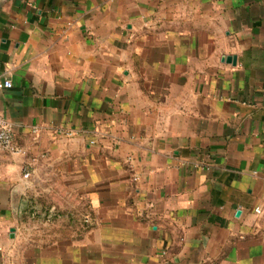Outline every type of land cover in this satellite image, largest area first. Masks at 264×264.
<instances>
[{
    "label": "crops",
    "instance_id": "obj_1",
    "mask_svg": "<svg viewBox=\"0 0 264 264\" xmlns=\"http://www.w3.org/2000/svg\"><path fill=\"white\" fill-rule=\"evenodd\" d=\"M0 80V264H264V0H0Z\"/></svg>",
    "mask_w": 264,
    "mask_h": 264
},
{
    "label": "built area",
    "instance_id": "obj_2",
    "mask_svg": "<svg viewBox=\"0 0 264 264\" xmlns=\"http://www.w3.org/2000/svg\"><path fill=\"white\" fill-rule=\"evenodd\" d=\"M13 87V84L10 80H0V91L8 90ZM59 136L74 137L75 132L72 130H58L56 132ZM11 153V154H24V150L19 147L15 142L14 129L13 126L8 123L0 112V154ZM30 172L25 173V178L28 179ZM257 213H260V210H256ZM51 217V215L49 216ZM86 222H89L86 219Z\"/></svg>",
    "mask_w": 264,
    "mask_h": 264
},
{
    "label": "water",
    "instance_id": "obj_3",
    "mask_svg": "<svg viewBox=\"0 0 264 264\" xmlns=\"http://www.w3.org/2000/svg\"><path fill=\"white\" fill-rule=\"evenodd\" d=\"M235 60H236L235 57H228V58H227V61H228L229 63H231V62H234V63H235Z\"/></svg>",
    "mask_w": 264,
    "mask_h": 264
},
{
    "label": "rangeland",
    "instance_id": "obj_4",
    "mask_svg": "<svg viewBox=\"0 0 264 264\" xmlns=\"http://www.w3.org/2000/svg\"><path fill=\"white\" fill-rule=\"evenodd\" d=\"M51 212V213H50ZM54 212H53V210L52 211H49V213H48V216H54V214H53ZM50 214V215H49Z\"/></svg>",
    "mask_w": 264,
    "mask_h": 264
}]
</instances>
